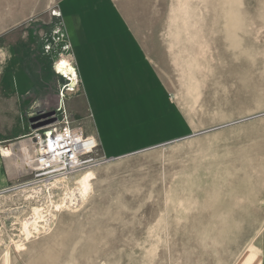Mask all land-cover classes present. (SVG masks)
<instances>
[{
	"label": "rangeland",
	"instance_id": "374dc122",
	"mask_svg": "<svg viewBox=\"0 0 264 264\" xmlns=\"http://www.w3.org/2000/svg\"><path fill=\"white\" fill-rule=\"evenodd\" d=\"M58 1L0 0V46L21 41L12 67L38 69L44 59L32 45H42L52 67L71 63L59 57ZM114 1L153 53L164 106L139 115L147 127L135 129L145 132L137 149L108 157L98 147L104 160L90 167L91 194L56 212L52 228L30 241L19 223L30 203L63 191L49 194L47 179L16 163L19 143L5 156L9 143L0 142V258L8 244V264H231L264 237V0ZM58 76L61 90L70 80ZM75 85L64 92V110L73 127L95 129L97 117L67 108ZM59 94L31 117L55 112ZM36 187L41 197L27 201Z\"/></svg>",
	"mask_w": 264,
	"mask_h": 264
},
{
	"label": "crops",
	"instance_id": "0c3cea01",
	"mask_svg": "<svg viewBox=\"0 0 264 264\" xmlns=\"http://www.w3.org/2000/svg\"><path fill=\"white\" fill-rule=\"evenodd\" d=\"M57 9L61 43L65 46L59 57L70 59L78 90L69 97L67 108L81 119L97 117L95 129L91 124L80 126L85 134L95 138L105 156L137 149L145 132L140 135L135 129L147 127L139 115L154 103L162 107L165 103V89L153 53L114 0H59ZM20 42L5 40L0 46V142H8L5 147L31 142V112L39 109L46 99L50 101L47 104L54 103L53 94L59 92L61 85L42 45L39 49L31 46L37 53L35 58L44 59L33 74L12 67ZM4 74L8 78L7 87ZM166 103L169 105L168 100ZM4 149L5 156L11 154L10 147ZM21 158L16 163L22 164ZM260 249L264 250L257 244L245 248L231 264H264Z\"/></svg>",
	"mask_w": 264,
	"mask_h": 264
},
{
	"label": "built area",
	"instance_id": "2783aa9c",
	"mask_svg": "<svg viewBox=\"0 0 264 264\" xmlns=\"http://www.w3.org/2000/svg\"><path fill=\"white\" fill-rule=\"evenodd\" d=\"M68 84L71 82L64 83L58 92L62 100L54 112L56 120L34 128L30 134V169L35 177H43L48 183L60 176L70 177L104 160L97 154L98 144L93 136L85 134L80 125L73 127L69 121L64 110V92H73L76 85ZM57 112L62 116L61 121L57 120ZM21 186H28V183Z\"/></svg>",
	"mask_w": 264,
	"mask_h": 264
},
{
	"label": "bare ground",
	"instance_id": "6f19581e",
	"mask_svg": "<svg viewBox=\"0 0 264 264\" xmlns=\"http://www.w3.org/2000/svg\"><path fill=\"white\" fill-rule=\"evenodd\" d=\"M66 58H67L66 56H61L60 60H64ZM54 68L56 72L60 74L62 77H65V79L67 77L69 78L71 82L70 85L68 84L69 86L75 85L76 81L74 80V78L76 77V72L71 63L63 61L61 64H59V62H55ZM188 90H191V86L188 87ZM28 141H24L20 144V146L22 147V150L20 151L22 152L21 160L23 161L24 166L30 165L29 157L31 155V147H32L31 144L32 143ZM3 151H6V150L4 149ZM94 177H95L94 170L91 168H88V169H85L83 171L76 173V175L73 177L60 176L52 180L50 183L48 182L47 184L44 183L45 189H48L49 194H50V189H53L54 191L56 189L57 190L60 189L61 191H63V194L62 196L57 198V200L54 199V196H51L52 193L50 195L48 194L49 196L47 197L46 201L40 204H33V203L31 204L29 201L30 205L29 204L28 205L31 211L30 217L25 218L21 220V222H19L20 231L22 233L21 235L23 236V239L26 241H30V239L35 238L36 235L46 233L52 228L51 225L54 223L56 212H59L63 208L76 207L79 203H82L83 201H85L93 190L92 180ZM44 184L42 186H44ZM39 191H40V188L38 187L32 188L31 192L29 190V193L25 195V197L27 198V201L31 197L32 199L36 197H41L40 196L41 192L39 193ZM35 201H37V198L35 199ZM2 237L3 236H1V239ZM19 238L20 237H18V239ZM23 241H21L20 239L14 241V239H12V242H14L15 248L17 249H19L22 245L25 244V242ZM258 245L264 248V237L262 238L261 241L258 242ZM10 251L11 249L9 245L6 244L5 251L1 253V258H0L1 264H8V261L11 260V259L9 260Z\"/></svg>",
	"mask_w": 264,
	"mask_h": 264
},
{
	"label": "water",
	"instance_id": "95a60500",
	"mask_svg": "<svg viewBox=\"0 0 264 264\" xmlns=\"http://www.w3.org/2000/svg\"><path fill=\"white\" fill-rule=\"evenodd\" d=\"M56 120V116L54 115V111L45 112L43 114L35 115L29 118V123L31 127L38 128L50 122Z\"/></svg>",
	"mask_w": 264,
	"mask_h": 264
}]
</instances>
